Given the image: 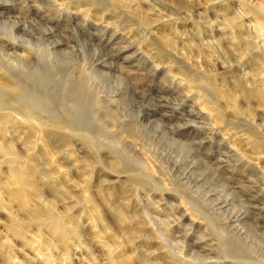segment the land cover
Returning a JSON list of instances; mask_svg holds the SVG:
<instances>
[{
    "label": "rangeland",
    "instance_id": "374dc122",
    "mask_svg": "<svg viewBox=\"0 0 264 264\" xmlns=\"http://www.w3.org/2000/svg\"><path fill=\"white\" fill-rule=\"evenodd\" d=\"M0 264H264V0H0Z\"/></svg>",
    "mask_w": 264,
    "mask_h": 264
},
{
    "label": "bare ground",
    "instance_id": "6f19581e",
    "mask_svg": "<svg viewBox=\"0 0 264 264\" xmlns=\"http://www.w3.org/2000/svg\"><path fill=\"white\" fill-rule=\"evenodd\" d=\"M13 174H15V171L13 172ZM15 176H16V174H15ZM16 181H18V179H16Z\"/></svg>",
    "mask_w": 264,
    "mask_h": 264
}]
</instances>
